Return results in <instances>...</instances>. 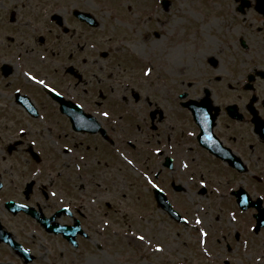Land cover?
Masks as SVG:
<instances>
[{
	"label": "flooded vegetation",
	"instance_id": "flooded-vegetation-1",
	"mask_svg": "<svg viewBox=\"0 0 264 264\" xmlns=\"http://www.w3.org/2000/svg\"><path fill=\"white\" fill-rule=\"evenodd\" d=\"M260 1L229 0L225 6L215 0H192L203 19H216L211 22L215 33L197 45L186 42L192 37L188 32L195 34L197 29L184 25L181 69L170 70L154 64L164 59L163 45L174 33L169 30L173 0H132L128 5L0 0V264H78L90 251L113 256L122 245V235L135 233L136 237L129 227L137 226V217L150 220L159 212L169 217L155 205L148 178L165 191L159 184L162 171L175 170L179 155L181 186L172 179V192L184 196L190 191L194 198L206 197L223 208L214 213L224 217L213 218L209 228L195 222L197 216L205 222L201 212L205 209L193 210L191 215L181 208L182 226L208 232L203 238L198 231L200 244L206 239L212 245L211 264H264V12ZM220 11L226 20L216 18ZM139 41L159 43L162 56L153 59L138 53ZM149 67L152 73L145 76ZM29 71L44 77L59 95L28 80ZM170 72L181 77V91L173 96L168 93ZM240 77L237 93L229 85ZM35 86L41 91L34 92ZM35 93H44L48 103L39 106ZM157 93L159 102L152 99ZM168 102L181 109V142L173 146L168 139L157 154L156 148L137 145L135 131L160 136L165 127L171 130L173 104ZM10 107L20 109L18 119L7 115ZM140 108H145L143 117L137 113ZM104 111L109 117L102 115ZM33 121H45L48 135ZM20 127L28 128V134L19 133ZM33 138L38 140L33 150L21 151ZM185 162L187 169L182 167ZM122 165L138 175L129 176L132 192L151 187L144 200H148L147 214L137 212V200L124 215L117 207L115 192L107 183L114 181ZM158 165L161 171H150ZM39 168L43 175L34 177L32 171ZM202 178L206 185L200 184ZM117 213L116 217H131L126 227L115 222ZM232 213L237 222H230ZM74 228L78 229L75 235L63 231Z\"/></svg>",
	"mask_w": 264,
	"mask_h": 264
},
{
	"label": "rangeland",
	"instance_id": "rangeland-1",
	"mask_svg": "<svg viewBox=\"0 0 264 264\" xmlns=\"http://www.w3.org/2000/svg\"><path fill=\"white\" fill-rule=\"evenodd\" d=\"M48 0H46L47 2ZM56 0H50L51 3L55 2ZM76 2L83 1L84 3H104L106 4L113 3L119 4L124 3L125 5H128V3H131L132 0H75ZM172 1V0H171ZM175 7L172 8V12L169 13V30L174 32L171 35L168 36L167 44L163 45L165 48V57L162 60L156 59V64H159L158 66H167L170 70L172 69H181V34L183 31V27L188 26V24H191L192 27H195L197 31L195 34L192 33V31H189L188 33L191 34V38H187L186 42H191L195 44H202L206 39L215 33V27L211 26V22L216 19L207 20L203 19L202 13L197 10V8H194L195 2H192V0H173ZM219 1V3L224 4L225 6L229 5V0H215ZM110 2V3H109ZM112 4V5H113ZM133 4V3H132ZM185 4V8H181V5ZM220 12H217V19L226 20V16L220 14ZM218 24H222L221 22ZM195 35V36H194ZM213 36V35H212ZM159 44V43H158ZM158 44L153 43L152 41L146 42L145 44L142 42H136V47L139 49V52H145L146 54H149L153 59L159 58L162 55L159 53L161 49H158ZM153 45V46H152ZM168 48V50H167ZM73 49L75 52H78V45L74 44ZM87 51V50H86ZM159 51V52H158ZM164 53V52H162ZM154 56V57H153ZM160 69H162L160 67ZM169 95L173 96V94L181 91V77L177 73H169ZM167 76V77H168ZM23 81L25 83V79L23 77ZM33 89L34 92L36 90H40L37 86ZM41 91V90H40ZM157 98H152L153 100H158L159 102V96L161 97L160 93H157ZM37 101L39 106L43 107L46 103H48V98L46 95L43 94H37ZM146 93H143V96H145ZM149 95L155 96V94H152V92H149ZM44 104V105H43ZM168 104H173L171 102H168ZM40 108V107H39ZM165 109L170 110L167 106H165ZM172 112H171V122L169 124L171 130L169 128L165 127L164 132L160 135H151V133L148 132H142V131H135L137 133L138 143L137 145H146L148 148L150 146L152 148H162L163 146H159L161 143L164 144L168 141V139H171V144L173 146L177 145L181 141V109L174 107V104L172 106ZM19 108L16 107H10L8 110H5L7 112V115L10 118H16L18 119L19 116H21V113L19 112ZM42 110L45 112V114L49 113V109L42 108ZM145 111V108H140L138 110V115L143 117V112ZM31 121V120H30ZM47 122V120H45ZM45 121H33L35 122L39 128L42 130V132H46V136L48 135L47 131L44 130L43 123L47 124ZM52 125V123H50ZM177 126L175 129L174 127ZM42 138V137H41ZM40 140V139H39ZM38 142V140H37ZM142 151V150H140ZM150 156V154H148ZM177 161L175 162V170H166L162 171L161 181L160 185L165 189L164 193L167 196L168 201L173 205V207L181 212V208H185L187 212L192 213L193 210L200 211V209L203 213L204 221L201 226L209 228L211 225L214 224L213 218L221 219L224 216L223 215H215V210L220 209V211L223 209L220 206H215L214 204L210 203L206 197H193L190 193V191H187L186 195L181 196V193H174L172 192V189L170 187V182L172 179H175V184L181 186V155L175 156ZM123 168L116 172V176H114V181L108 182V187L113 190L114 197H115V203L117 204V207H121L122 215L125 214L123 212L126 208L130 209L133 205H131L134 201L137 200V212L139 213H146L147 214V207L144 206V204L148 203L146 200V197L148 194H150L151 187L149 184L147 185L149 188H140L138 190H134L132 192V186L131 180L129 179V176L134 174L135 177H138L136 173L131 171L128 167L122 165ZM150 171H161L160 165L155 167L153 170ZM224 175V173L220 174ZM185 180V179H184ZM80 182V179H79ZM145 185L144 183L141 184ZM136 187V185H135ZM190 187H193L192 184H190ZM103 189H107L106 184L103 183L102 185ZM138 187H136L137 189ZM153 188V187H152ZM80 190V189H79ZM198 188L196 189V191ZM163 191V190H162ZM192 198V199H191ZM144 201V202H143ZM197 202L194 203L193 202ZM156 205V203H155ZM205 212V213H204ZM121 214L118 213L114 216L116 217V221L120 227H126L128 225L129 214H126L125 216L121 217ZM192 215V214H191ZM215 215V216H214ZM214 216V217H213ZM223 216V217H222ZM122 220H121V218ZM225 219V218H224ZM242 219L245 221L246 218L242 217ZM226 220V219H225ZM224 220V222H225ZM227 221V220H226ZM228 222V221H227ZM206 225V226H205ZM197 226V225H196ZM230 226V224H229ZM130 229H134L137 232L136 237L139 235H146V241H139L136 239L135 236L130 235L129 237H126L122 235V245L117 248L116 254H113V256L104 255L103 253H97L96 251H90L85 253L82 257V259H78V264H126L125 262L128 261L127 264H211V257L209 256V253L211 254V247L212 245H204L200 244V233L195 230H191L188 227L182 226L181 224L176 223L174 220H172L170 217H166L160 212L158 213V216L156 217L153 213V217L150 220H140L137 217V226L129 227ZM28 230V227H25V231ZM264 238V232L261 234ZM215 236V235H213ZM151 240V244L147 243V240ZM156 243H161L165 247V251L162 253H157L154 251V246ZM207 247L208 252L205 253L203 249ZM112 254V253H110ZM235 253H233L234 255ZM76 255V254H75ZM119 256L121 259V263L118 261ZM131 256H133V260H131ZM78 258H81L78 256ZM104 258V259H103ZM77 264V263H75ZM214 264V262H213Z\"/></svg>",
	"mask_w": 264,
	"mask_h": 264
},
{
	"label": "snow or ice",
	"instance_id": "snow-or-ice-1",
	"mask_svg": "<svg viewBox=\"0 0 264 264\" xmlns=\"http://www.w3.org/2000/svg\"><path fill=\"white\" fill-rule=\"evenodd\" d=\"M253 3H255V0H253ZM247 22H248V21L246 20L245 23H247ZM58 39H59V37H58ZM241 39H243V37H241ZM93 47H94V46H93ZM44 59H46V58H44ZM73 59H74V56H73ZM96 63H97V64L100 63L99 59L96 60ZM151 73H152V68L149 67V68L145 71L144 75H145V76H150ZM25 75H26V77H27L28 80H30V81H32V82H35L36 84L43 86L45 89L51 91L52 93H55V94L59 95V93L57 92L56 87H53L51 84H49V83L47 82V80H46L44 77H40V76H38V75H34L31 71L25 73ZM98 78H99V77H98ZM216 79L219 81V80L222 79V77L217 76ZM242 79H243V77H240V78H238L236 81H234V82H230L229 87H230L233 91H236L237 93H239V92L241 91V83H240V81H241ZM208 83H209V84L212 83V78H211V77H209V79H208ZM194 87H195V85H194ZM17 91H19V89H17ZM102 115H103L104 117H109L110 113H109L108 111H104V112L102 113ZM28 131H29L28 128H25V127H20V128H19V133H22V134H24V135H27V134H28ZM37 143H38L37 140H36L35 138H33V139H31V140L29 141L28 144H26V145L23 146V149H21V151H23V150L26 149L27 152L30 153V152L33 150V147H35V146L37 145ZM2 150H3V144L0 143V151H2ZM66 150L69 151V152L71 151L70 149H66ZM155 151H156L157 154H161V151H162V150H161L159 147H157V148L155 149ZM126 159H127V158H126ZM128 162H129L130 164L132 163V161H128ZM25 163H29V161L26 160ZM41 163H43V162H41ZM182 167L185 168V169H187V168L189 167V165H188L187 162H185V163L182 164ZM32 175H33L34 177H35V176H41V175H43V168H39V169H35V170H33V171H32ZM61 175H62V173H61ZM144 175L147 177V172H145ZM193 179H195V177H193ZM148 183L152 184V186L155 187V188H159V185L155 184V182H154L151 178H148ZM200 184H201V185H206V181L202 178V179L200 180ZM51 195H52V196H56L57 193H56V192H52ZM246 199H247V198H246ZM185 219H186V218H185ZM195 222H196V224H198V225L203 223V221L200 219L199 216L196 217ZM230 222H233V223H234V222H237V216H236L235 213H232V214L230 215ZM105 223H107V221H105ZM198 231L201 233L202 237L206 238V237L208 236V232H207V231H204L203 229H199ZM253 231H257V232H258V231H259L258 227H254V228H253ZM133 236H135V233H133ZM136 239L139 240V241H146V235H139L138 237H136ZM147 243H148V244H151V240L148 239V240H147ZM201 243L204 244V245H207V240H206V239H202V240H201ZM154 251L157 252V253H162V252L165 251V247H164V245L161 244V243H156L155 246H154ZM203 251H204L205 253H207V252H208L207 247H205V248L203 249ZM209 255H210V253H209Z\"/></svg>",
	"mask_w": 264,
	"mask_h": 264
},
{
	"label": "water",
	"instance_id": "water-1",
	"mask_svg": "<svg viewBox=\"0 0 264 264\" xmlns=\"http://www.w3.org/2000/svg\"><path fill=\"white\" fill-rule=\"evenodd\" d=\"M260 5H261L260 9L264 12V0L260 1ZM178 190H181V188L178 187ZM156 195H157V201L159 203L158 205L161 206L162 208H164L171 215V217L173 219H175V220H177V221L180 222L181 221L180 215H178V213L175 212L172 209L171 205L169 204V202L167 201V199L165 198V196H163L160 192H157ZM77 230H78L77 228H74L73 230H71V229H63V231L66 234H70V235H75V233H76Z\"/></svg>",
	"mask_w": 264,
	"mask_h": 264
}]
</instances>
